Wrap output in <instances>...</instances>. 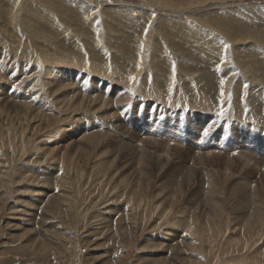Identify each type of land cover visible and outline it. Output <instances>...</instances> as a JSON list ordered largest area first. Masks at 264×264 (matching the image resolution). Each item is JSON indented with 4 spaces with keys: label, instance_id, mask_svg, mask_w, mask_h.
<instances>
[{
    "label": "rangeland",
    "instance_id": "rangeland-1",
    "mask_svg": "<svg viewBox=\"0 0 264 264\" xmlns=\"http://www.w3.org/2000/svg\"><path fill=\"white\" fill-rule=\"evenodd\" d=\"M0 264H264V0H0Z\"/></svg>",
    "mask_w": 264,
    "mask_h": 264
},
{
    "label": "snow or ice",
    "instance_id": "snow-or-ice-1",
    "mask_svg": "<svg viewBox=\"0 0 264 264\" xmlns=\"http://www.w3.org/2000/svg\"><path fill=\"white\" fill-rule=\"evenodd\" d=\"M221 83H223V82H221ZM221 94L223 95V93H221ZM221 114H222V113H221ZM204 134L207 135V132H205Z\"/></svg>",
    "mask_w": 264,
    "mask_h": 264
},
{
    "label": "bare ground",
    "instance_id": "bare-ground-1",
    "mask_svg": "<svg viewBox=\"0 0 264 264\" xmlns=\"http://www.w3.org/2000/svg\"><path fill=\"white\" fill-rule=\"evenodd\" d=\"M75 102V101H74ZM152 158V157H151ZM250 215V214H249Z\"/></svg>",
    "mask_w": 264,
    "mask_h": 264
}]
</instances>
